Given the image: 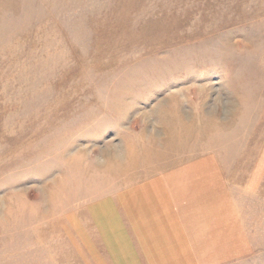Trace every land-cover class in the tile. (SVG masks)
Instances as JSON below:
<instances>
[{"label":"rangeland","instance_id":"374dc122","mask_svg":"<svg viewBox=\"0 0 264 264\" xmlns=\"http://www.w3.org/2000/svg\"><path fill=\"white\" fill-rule=\"evenodd\" d=\"M0 264H264V0H0Z\"/></svg>","mask_w":264,"mask_h":264}]
</instances>
